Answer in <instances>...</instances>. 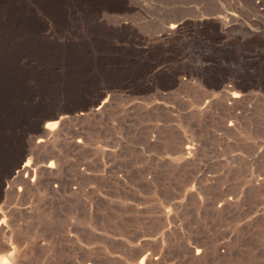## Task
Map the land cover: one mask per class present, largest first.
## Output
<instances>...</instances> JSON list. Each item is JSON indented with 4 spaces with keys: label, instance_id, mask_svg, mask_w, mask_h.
<instances>
[{
    "label": "rangeland",
    "instance_id": "374dc122",
    "mask_svg": "<svg viewBox=\"0 0 264 264\" xmlns=\"http://www.w3.org/2000/svg\"><path fill=\"white\" fill-rule=\"evenodd\" d=\"M0 256L264 264V0H0Z\"/></svg>",
    "mask_w": 264,
    "mask_h": 264
},
{
    "label": "built area",
    "instance_id": "2783aa9c",
    "mask_svg": "<svg viewBox=\"0 0 264 264\" xmlns=\"http://www.w3.org/2000/svg\"><path fill=\"white\" fill-rule=\"evenodd\" d=\"M77 141H80V139H77ZM24 166H26L25 173H28V172L31 173L29 180L32 182L35 179V173H34L35 169L33 167H31L29 164L25 165V163H24L23 167Z\"/></svg>",
    "mask_w": 264,
    "mask_h": 264
},
{
    "label": "bare ground",
    "instance_id": "6f19581e",
    "mask_svg": "<svg viewBox=\"0 0 264 264\" xmlns=\"http://www.w3.org/2000/svg\"><path fill=\"white\" fill-rule=\"evenodd\" d=\"M25 163H26V162H25ZM26 164H27V163H26ZM47 166H49V164H48ZM143 258H144V257H142L141 261L143 260ZM4 259H5L4 256H0V264H7V263L5 262Z\"/></svg>",
    "mask_w": 264,
    "mask_h": 264
},
{
    "label": "crops",
    "instance_id": "0c3cea01",
    "mask_svg": "<svg viewBox=\"0 0 264 264\" xmlns=\"http://www.w3.org/2000/svg\"><path fill=\"white\" fill-rule=\"evenodd\" d=\"M53 123H54V122H53ZM45 127H46V125H45ZM26 163H27V164H26ZM26 163H25V165H28V162H26Z\"/></svg>",
    "mask_w": 264,
    "mask_h": 264
}]
</instances>
